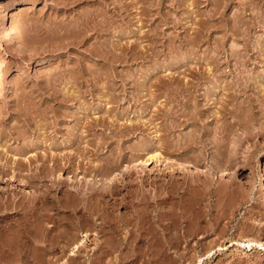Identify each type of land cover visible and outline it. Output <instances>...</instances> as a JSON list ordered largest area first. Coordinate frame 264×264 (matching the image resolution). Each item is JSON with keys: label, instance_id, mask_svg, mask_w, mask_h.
Wrapping results in <instances>:
<instances>
[{"label": "rangeland", "instance_id": "rangeland-1", "mask_svg": "<svg viewBox=\"0 0 264 264\" xmlns=\"http://www.w3.org/2000/svg\"><path fill=\"white\" fill-rule=\"evenodd\" d=\"M0 3L6 9L0 12L4 20L0 27V264H264V0ZM115 7L122 8V13ZM94 10L105 14L100 17ZM97 18L110 22L101 21L107 27L99 35L93 28L87 31ZM119 44L133 58L138 56L129 63L105 64L89 50L124 53ZM74 76L80 79L69 78ZM241 76L245 84L253 86L241 90L238 96L243 97L234 101H245V107H237L235 117L222 118L221 102L232 92L224 87L244 83ZM175 91L179 93L170 97ZM243 92L251 95L245 97ZM250 97L254 108H248L246 99ZM168 109L175 110V115ZM178 119L180 126L165 131L164 125H174ZM225 119L236 122L228 138L223 127L231 121ZM129 122L135 128L127 132L124 125ZM187 140L194 146L188 155H179L181 150L171 146L172 142L186 145ZM147 154L160 156L151 165L142 164ZM57 158L66 163L64 169L53 167ZM125 168L132 174H125L118 194L111 195L105 188L103 196L98 179ZM30 173L40 176L38 189L35 182H27ZM60 180L64 183L59 191ZM52 184L50 195L56 200L50 209L53 231L46 238L35 233L31 239L24 238L23 228H42V221L27 204ZM147 197L150 203L165 199L163 209L152 210L154 204H147ZM159 211L165 214L162 222H170L169 229L178 232L179 251L147 252L139 245L141 231L146 240H166L163 227L152 224L163 216ZM119 218L137 221V227L117 228L123 236L125 231L137 229L116 250L111 245L118 235L107 222ZM73 221L80 225L78 241L84 238L83 232L91 234L82 250L71 253L73 246L68 247L70 237L65 235L70 234ZM22 239L32 244L24 253L19 251Z\"/></svg>", "mask_w": 264, "mask_h": 264}, {"label": "bare ground", "instance_id": "bare-ground-1", "mask_svg": "<svg viewBox=\"0 0 264 264\" xmlns=\"http://www.w3.org/2000/svg\"><path fill=\"white\" fill-rule=\"evenodd\" d=\"M8 3V2H7ZM4 4V3H3ZM10 4V3H9ZM125 4V3H124ZM123 4V5H124ZM131 4V3H130ZM130 4H128V5H130ZM154 5V4H153ZM5 6H6V3H5ZM149 6V5H148ZM155 6V5H154ZM7 7H8V5H7ZM10 7V6H9ZM12 7V6H11ZM98 7V6H97ZM3 8H4V5H2L1 3H0V12L1 11H3ZM104 9V8H103ZM101 10H102V8H101ZM115 10H117L118 12H120V14L122 13L121 11H122V8H120V7H115ZM4 11H6V9L4 8ZM100 11V10H99ZM99 11L97 12V11H95L94 10V12L93 13H95L96 14V12L97 13H99ZM107 11V10H106ZM101 12V11H100ZM113 12H115V11H113ZM149 12V11H148ZM103 13V12H102ZM101 13V14H102ZM100 14V13H99ZM99 14H96V15H99ZM99 15L100 17L102 16V15H104V14H102V15ZM150 14V13H149ZM148 14V15H149ZM92 15H94V14H92ZM3 15H0V27L1 26H3L4 25V23H2L4 20H3V17H2ZM95 16V15H94ZM149 16H151V15H149ZM91 17H93V16H91ZM91 17H89L88 19L90 20V18ZM98 17V16H97ZM95 18H96V16H95ZM103 18V17H102ZM116 18V17H115ZM87 19V20H88ZM106 19H107V17H106ZM105 19V20H106ZM85 20V19H84ZM83 20V21H84ZM108 20V19H107ZM92 21V20H91ZM93 21H94V19H93ZM95 21H97V22H95ZM94 21V26H93V22L91 23V25H92V27H88V29H87V31H90L89 29L90 28H93L94 30H96L97 32H98V35H99V32H102V31H105V30H103V29H105L107 26H105V24H109V23H106L107 21H104L105 22V24H104V27H103V23L101 24V21L100 20H98V18L96 19ZM98 21L100 22V23H98ZM102 21V22H103ZM117 21V20H116ZM210 21V20H209ZM208 21V22H209ZM217 21V20H216ZM85 22V21H84ZM83 22V23H84ZM89 22V21H88ZM87 22V23H88ZM173 22V21H172ZM250 22V21H249ZM260 22V21H259ZM82 23V24H83ZM90 23H88L89 25H90ZM3 24V25H2ZM75 24V23H74ZM88 24H86L85 23V25H88ZM115 24V23H114ZM244 24V23H243ZM85 25H83L84 27H85ZM143 26V25H142ZM83 27V28H84ZM87 27V26H86ZM108 27H110V26H108ZM82 28H80V30H81ZM85 29V28H84ZM84 29H82V30H84ZM93 29H91V30H93ZM248 29V28H247ZM233 30V29H232ZM238 29H236V31H237ZM53 31V30H52ZM79 31V30H78ZM86 31V29L84 30V34L85 33H87V31ZM208 31V30H207ZM236 31H234V32H236ZM239 31V30H238ZM237 31V32H238ZM56 32V31H55ZM67 32V31H66ZM74 32V31H73ZM72 32V33H73ZM80 32V31H79ZM82 32V31H81ZM81 32L79 33L80 35H81ZM92 32V31H91ZM89 33V32H88ZM240 33V32H239ZM68 34V33H67ZM154 34V33H153ZM159 34V33H158ZM242 34V33H241ZM86 35V34H85ZM85 35H81V36H85ZM102 35V34H101ZM65 36V35H64ZM74 36V35H73ZM153 36V35H152ZM158 36V35H157ZM59 37V36H58ZM70 37V36H69ZM78 37V36H77ZM76 38V37H75ZM71 39V38H70ZM152 39V38H151ZM157 39V38H156ZM56 40V39H55ZM81 41V40H80ZM65 42V41H64ZM86 42V41H85ZM57 44V43H56ZM113 46L115 47V45L113 44ZM119 46L121 47V45L119 44ZM89 47H90V45H89ZM92 47V46H91ZM104 47V46H103ZM56 48V47H55ZM122 48V47H121ZM121 48H119L120 49V51H121ZM89 49V48H88ZM106 49V48H105ZM117 49V48H116ZM123 52L124 53H122V52H120L119 54H117V53H115L114 51H108V49H107V51L106 50H103V49H101V48H95V47H93V48H90L89 50H90V52L93 54V55H96L97 57L99 56L100 58H103L104 59V63L105 64H107L108 62H110V63H112V62H116V61H125V62H127V63H129L130 61L129 60H133V59H135V57H137L138 55V53L137 54H135V57L133 58V55L131 54H129V51H124V50H127L125 47H124V45H123ZM143 52H144V50H142ZM132 52V51H131ZM157 52V51H156ZM142 53V52H141ZM149 53V52H148ZM134 54V53H133ZM151 54V53H150ZM139 58V57H138ZM137 58V59H138ZM247 60V59H246ZM129 61V62H128ZM212 61V60H211ZM251 61V60H250ZM109 63V64H110ZM228 63V62H227ZM245 63H248V62H245ZM217 64V63H216ZM244 65V63H241V65ZM236 65V64H235ZM248 65V64H247ZM86 66V65H85ZM216 67H217V65H216ZM248 68H250V67H248ZM159 69V68H158ZM187 69V68H186ZM78 70V69H77ZM112 70V69H111ZM97 71V70H96ZM231 71V70H230ZM236 71V70H235ZM63 73V72H62ZM220 73V72H219ZM234 74V73H233ZM259 74V73H258ZM53 75V74H52ZM78 75V74H77ZM99 75V74H98ZM127 75V74H126ZM226 75V74H225ZM249 75V74H248ZM253 75V74H252ZM120 76V75H119ZM240 76V75H239ZM243 76V75H242ZM241 76V77H242ZM245 76V78L247 77L246 76V74L244 75ZM254 76V75H253ZM262 76H264V75H262ZM261 76V77H262ZM82 77V76H81ZM111 77V76H110ZM127 77V76H126ZM156 77V76H155ZM218 77H220V76H218ZM218 77H217V79H218ZM224 77V76H223ZM236 77V76H235ZM256 77V76H255ZM69 78H71V79H74V80H78V79H80V77L78 78H76L75 76L74 77H69ZM107 78H109V77H107ZM112 78V77H111ZM122 78H123V76H122ZM180 78V77H179ZM207 78V77H206ZM238 78V77H237ZM243 78L244 77H242V78H240L243 82H244V80H243ZM248 78H251L250 80H252V77H250V75L248 76ZM88 79V78H87ZM100 79V78H99ZM103 79V78H102ZM125 79V78H124ZM135 79V78H134ZM146 79V78H145ZM153 79V78H152ZM178 79V78H177ZM176 79V80H177ZM196 79V78H195ZM199 79V78H198ZM224 79V78H223ZM239 79V78H238ZM239 79V80H240ZM254 79V78H253ZM107 80V79H106ZM133 80V79H132ZM213 80V82L215 81L216 82V80H214V79H212ZM236 80V79H235ZM124 81H126V80H124ZM160 81H162V80H160ZM172 81V80H171ZM188 81V80H187ZM219 81H220V79H219ZM234 81V80H233ZM247 81V80H246ZM249 81V80H248ZM248 81L246 82V83H248ZM253 81V80H252ZM65 82V81H64ZM80 82V81H79ZM107 82V81H106ZM166 82V81H165ZM174 82V81H173ZM178 82V81H177ZM185 82V81H184ZM183 82V83H184ZM196 82H198V81H196ZM241 82V81H240ZM249 82H251V81H249ZM259 82V81H258ZM262 82V81H261ZM99 83V82H98ZM112 83V82H111ZM114 83V82H113ZM148 83H150L149 82V80H148ZM151 83H152V81H151ZM191 83V82H190ZM195 83V82H194ZM220 83H222V82H220ZM234 83H235V81H234ZM255 83V82H254ZM66 84V83H65ZM80 84H82V83H80ZM115 84V83H114ZM119 84V83H118ZM122 84H123V82H122ZM129 84V83H128ZM154 84V83H153ZM162 84H163V82H162ZM176 84V83H175ZM180 84V83H179ZM178 84V85H179ZM196 84V83H195ZM194 84V85H195ZM227 84V83H226ZM225 84V85H226ZM239 84V85H238ZM249 84V83H248ZM257 84V83H256ZM79 85V84H78ZM125 85H126V82H125ZM149 85V84H148ZM155 85V84H154ZM166 88L168 89V87L167 86H169V85H167V82H166ZM164 85V86H165ZM171 85H173L172 83H171ZM181 85V84H180ZM186 85V84H185ZM263 85V84H262ZM82 86V85H81ZM116 86V85H115ZM177 86V85H176ZM190 86V85H189ZM218 86H220V85H218ZM84 87V86H83ZM112 87V86H111ZM121 87V86H120ZM180 87V86H179ZM199 87V86H198ZM224 87V86H223ZM248 87H253V86H251V85H247V84H245V82L244 83H236V84H233V83H228L224 88H228L229 90H231L232 89V92H230L229 94L227 93V95H226V98H224L223 99V102H221V101H219V102H221L222 103V111H220L221 113H222V118H226V116H228V115H230L231 117H232V115L234 116V115H236V113H237V111L239 110V109H237V107H239L241 104H242V102H240L239 100V104L238 103H234V101L240 96H238V93L241 91V90H244V91H246L247 90V88ZM53 88V87H52ZM165 88V90H167ZM171 88L173 89V87L171 86ZM171 88H169V89H171ZM176 88V87H175ZM175 88L173 89V90H175ZM184 88V87H183ZM187 88H188V86H187ZM193 88V87H192ZM263 88V87H262ZM88 89V88H87ZM164 89V88H163ZM180 89V88H179ZM190 89V88H189ZM189 89H187V90H189ZM253 89H255V88H253ZM260 89V88H259ZM113 90V89H112ZM183 90V89H182ZM169 91V90H168ZM170 91H172V90H170ZM116 92V91H115ZM165 92V91H164ZM167 92V91H166ZM178 92V91H177ZM176 91H175V94L173 93L172 94V96H170L171 94H169V96L170 97H173V95H176V93H177ZM182 92V91H181ZM242 92V91H241ZM249 92V91H248ZM170 93H172V92H170ZM179 93V92H178ZM183 93V92H182ZM190 93V92H189ZM196 93V92H195ZM164 95H166L167 96V94L166 93H163ZM185 94V93H184ZM259 94V93H258ZM163 95V96H164ZM210 95V94H209ZM243 95H247V96H245V97H248V96H250L251 94H244V92H243ZM264 95V93L262 94V96ZM129 96V95H128ZM259 96V95H258ZM177 97V96H176ZM179 97V96H178ZM240 97H243L242 95L240 96ZM260 98H261V96H259ZM264 97V96H263ZM65 98V97H64ZM117 98V97H116ZM166 98V97H165ZM164 98V99H165ZM196 98V97H195ZM252 98H253V96H252ZM251 97L250 98H247L246 99V102H247V100H248V103H249V105L250 106H248V108L249 107H253L255 104L253 103L254 101V99H252ZM258 98V97H257ZM256 98V99H257ZM119 99V98H118ZM169 99V98H168ZM175 99V98H174ZM239 99V98H238ZM255 99V100H256ZM193 100H195V99H193ZM219 100V99H218ZM221 100V99H220ZM264 100V99H263ZM173 101V100H172ZM175 101H176V99H175ZM189 101V100H188ZM258 101H260L261 102V100H258ZM174 102V101H173ZM199 102V101H198ZM218 102V101H217ZM236 102H237V100H236ZM256 102V101H255ZM263 102V101H262ZM185 103V102H184ZM197 103V102H196ZM244 103H245V101H244ZM244 103L242 104L243 106H244ZM247 103V104H248ZM264 103V102H263ZM166 104V103H165ZM182 104V103H181ZM180 104V105H181ZM233 105L234 106V108H229V105ZM169 105V104H168ZM173 105V104H172ZM176 105H178L177 103H176ZM198 105V104H197ZM202 105V104H201ZM241 105V106H242ZM171 106V105H170ZM195 106H196V104H195ZM199 106V105H198ZM242 106V107H243ZM174 107V106H173ZM245 107V106H244ZM255 107V106H254ZM253 107V108H254ZM168 108H170V107H168ZM175 109H176V107H174ZM177 108H178V106H177ZM126 109V108H125ZM166 109H167V106H166ZM180 109V108H179ZM220 109V110H221ZM241 109V108H240ZM264 109V108H263ZM181 110V109H180ZM201 110V109H200ZM167 111V110H166ZM168 111H170V113L172 114V115H175V114H173L174 113V111L173 112H171V109L169 110L168 109ZM165 112V113H167V115H168V117H169V115H170V113L169 112ZM187 111V110H186ZM179 112H181V111H179ZM202 112V111H201ZM193 113V112H192ZM243 113V112H242ZM183 114V113H182ZM202 114V113H201ZM166 115V114H165ZM187 115V114H186ZM190 115V114H189ZM179 116V115H178ZM204 116V115H203ZM258 115H256V117H257ZM261 116H262V114H261ZM164 117V116H163ZM167 117V116H166ZM186 117V116H185ZM207 117V116H206ZM230 117V118H231ZM235 117V116H234ZM233 117V118H234ZM237 117V116H236ZM239 117H240V115H239ZM177 118V117H176ZM191 118H192V116H191ZM201 118V117H200ZM205 118V117H204ZM228 118H229V116H228ZM229 118V119H230ZM241 118V117H240ZM251 118V117H250ZM167 119H169V118H167ZM229 119H225L224 121L226 122V121H228ZM237 119H239V118H237ZM252 119H254V118H252ZM250 120V119H249ZM165 121H166V118H165ZM175 121V120H174ZM178 121V123L176 122H174L173 124L174 125H170V124H167V126L166 125H164L165 127H164V129H165V131H171V128L173 127V128H176V125H178L179 123H180V125H181V123H182V121H180L179 119L177 120ZM223 121V122H224ZM231 121V123H224V125H225V127H223L222 125H221V127H223L224 129L226 128V132H227V134H226V137H227V135L228 134H230L229 132H230V130H231V126H233L236 122H233L232 123V120H230ZM230 121H228V122H230ZM237 121V120H236ZM241 121V120H240ZM113 122V121H112ZM222 122V123H223ZM127 123V122H126ZM169 123V122H168ZM241 123V122H240ZM239 123V124H240ZM112 124V123H111ZM130 124V125H129ZM238 124V123H237ZM180 125H178V126H180ZM241 125V124H240ZM104 126V125H103ZM124 126H127V127H125V128H128V129H125L126 131L128 130H131V129H133V128H135V126H133L132 124H131V122H129L128 123V125H124ZM175 126V127H174ZM177 126V127H178ZM244 126V125H243ZM105 127V126H104ZM229 127H230V129H229ZM249 127V126H248ZM92 128V127H91ZM107 128V127H106ZM105 128V129H106ZM109 128H111V127H109ZM138 128V127H137ZM228 129H229V131H228ZM233 129V128H232ZM256 129V128H255ZM260 129V128H259ZM163 130V129H162ZM250 130V129H249ZM112 132H114L113 130H111ZM127 131V132H128ZM132 131V130H131ZM225 131V130H224ZM104 132V131H103ZM122 132V130L119 132V133H121ZM124 132V131H123ZM123 132H122V134H123ZM115 133V132H114ZM222 133L225 135V133L222 131ZM252 133V132H251ZM258 133L259 134H261V132L258 130ZM258 133H256V134H258ZM103 134V133H102ZM108 134V133H107ZM130 134V133H129ZM247 134H249V133H247ZM109 135V134H108ZM107 135V136H108ZM111 135H113V136H116V134H111ZM121 135V134H120ZM126 135H127V133H126ZM104 136V135H103ZM123 136H124V134H123ZM190 136V135H189ZM257 136V135H256ZM117 137V136H116ZM115 137V138H116ZM119 137V136H118ZM172 136H170L169 135V138H171ZM187 137V136H186ZM108 138V137H107ZM111 138H114V137H112V136H110V139ZM122 138V137H121ZM183 138V137H182ZM189 138L190 137H188V140H189ZM228 138V137H227ZM179 139V138H178ZM185 138H183V140H184ZM188 140H187V142H186V145H187V143H188ZM222 141H224L223 139H221ZM220 140V141H221ZM244 140V139H243ZM104 141V140H103ZM106 141V140H105ZM168 141H169V139H168ZM171 141V140H170ZM169 141V142H170ZM179 141H182V140H179ZM185 141H186V139H185ZM219 141V140H218ZM173 142H174V140H173ZM171 143V146L173 147L174 146V148L176 147V149H178L179 151L181 150V152L179 153V155H185L186 153H187V155H188V152H190V150L191 151H193L194 150V146H190V143H192V142H190V143H188L189 145H184L185 143L184 142H181V143H178V144H174V143ZM177 142H178V140H177ZM176 141H175V143H177ZM105 143V142H104ZM219 143V142H218ZM217 143V144H218ZM223 143L224 142H222V143H220V144H222V145H220V147L222 146V148H223ZM226 143H227V141H226ZM219 145V144H218ZM228 145V144H227ZM98 146V145H97ZM102 147H103V145H102ZM225 147H226V145H225ZM101 148V147H100ZM132 148V147H131ZM220 149V148H219ZM97 150V149H96ZM136 150V149H135ZM222 150V149H221ZM225 150V149H224ZM175 151V150H174ZM56 152V151H55ZM98 152V151H97ZM96 154V153H95ZM116 154V153H115ZM148 155V154H147ZM190 155V154H189ZM74 156V155H73ZM160 155H156V154H151V155H148V156H146L145 158H143L142 160H141V162H142V164H146V165H151L152 163H153V160H158ZM196 156V155H195ZM220 156V155H219ZM223 156V155H222ZM189 158H191L190 156H188ZM61 158V157H60ZM122 158H124V157H122ZM192 158H194V157H192ZM197 158H199V157H197ZM196 157H195V160L196 161H198V159H197ZM61 159H63V160H66L65 159V157H62ZM61 159H58L57 158V164L55 163L54 165H53V167H55V168H63L64 169V167H66V166H64L66 163H64V161H63V163H64V165H62L60 162H61ZM120 159V158H119ZM44 160V159H43ZM56 160V159H55ZM123 160V159H122ZM121 160V161H122ZM194 160V161H195ZM201 160V159H200ZM199 160V161H200ZM46 161H48L47 159H46ZM60 161V162H59ZM116 161V160H115ZM124 161V160H123ZM130 161V160H129ZM198 161V162H199ZM60 164H59V163ZM136 163V162H135ZM59 164V165H58ZM226 164V163H225ZM49 166V165H48ZM106 166V165H105ZM122 166V165H121ZM43 167H45V165L43 166ZM101 167V166H100ZM104 167V166H103ZM112 167V166H111ZM133 167V166H132ZM220 167V166H219ZM42 168V167H41ZM52 168V167H51ZM54 168V169H55ZM93 168V167H92ZM49 170H50V168H48ZM53 169V168H52ZM51 169V170H52ZM95 169H96V167H95ZM97 169H99L98 167H97ZM45 170V172L44 173H48L49 174V172H46V169H44ZM44 170H41V172H43ZM51 170H50V172H51ZM34 171V170H33ZM102 171V170H101ZM100 171V172H101ZM29 172V171H28ZM95 172H96V170H95ZM40 173V172H39ZM104 173H106V172H103L102 174H104ZM113 173H115V172H113ZM128 173V175H130L131 176V171L130 170H128V168H125L124 170H121L118 174H114L113 176H107V177H105L104 175H103V178H102V176H101V179L99 178L98 180L101 182L100 184H102L101 185V187H103L102 188V190L101 191H104V192H102V194L104 193L105 194V192H106V190H109L108 192H109V194H111V195H113V194H116L117 192H118V187H119V183L121 182V183H124L123 181L125 180V178H126V176H125V174H127ZM41 175H43L42 177H44L45 175L42 173ZM99 175H101V174H99ZM109 175V174H108ZM127 175V176H128ZM39 176V175H38ZM35 173H30V174H28V176H26L27 177V182L28 183H30V185L32 184V183H34L35 182V186H37V188L36 189H38V184H39V182H38V184L36 185V181H37V177H38ZM46 176H50V175H46ZM134 177V176H133ZM40 178V176L38 177V179ZM45 178V177H44ZM53 181V180H52ZM60 182H61V180H60ZM64 183V182H63ZM62 182L61 183H59L58 182V184H57V188H59V191L60 190H62L63 188H62V185H60V184H63ZM85 183V182H84ZM209 183V182H208ZM100 184H99V186H100ZM34 185V184H33ZM49 185V184H48ZM47 185V186H48ZM128 184H126V185H123L124 187H126ZM44 186H45V184H44ZM44 186H43V188H44ZM54 187V185L52 184L51 186H48V189H46V191H45V193L44 194H42V195H40V196H33L31 199H30V202H29V199H28V204L27 205H29L30 207H31V210L33 209L34 211H33V213L35 212L36 213V216H37V218H40V220L42 221V228H40L39 230L37 229H32V227L30 228V226L28 227H25V228H23V230L21 231V233H22V236L25 238H28V239H31V237L33 238L34 237V235L35 234H40V235H42V237L44 236L45 238H46V236H48L49 234H51V232L53 231L52 229L54 228V226H53V228H52V224L50 223V221H51V217H52V214L50 213L51 211H50V209H51V206H52V203L54 202V201H56V200H54V198H52L51 197V195H50V193H51V187ZM95 186V185H94ZM98 186V188H100L101 189V187H99ZM46 187V186H45ZM86 187V186H85ZM91 187V186H90ZM93 187V186H92ZM91 187V188H92ZM141 187V186H140ZM177 187V186H176ZM192 187V186H191ZM262 187H264V186H262ZM40 188V187H39ZM90 188V189H91ZM105 188H107L106 190H104ZM109 188V189H108ZM194 188V187H193ZM42 189V188H41ZM66 190H67V188H65ZM89 189V190H90ZM93 189V188H92ZM94 189H96V188H94ZM196 189V188H195ZM44 190V189H43ZM143 190V189H142ZM176 190V189H175ZM173 191V190H172ZM39 192V191H38ZM44 192V191H43ZM92 192V191H91ZM107 192V193H108ZM143 192L145 193V191L143 190ZM171 192V191H170ZM208 192V191H207ZM36 193H37V191H36ZM88 194V193H87ZM91 194V193H90ZM98 194V193H97ZM101 194V195H102ZM103 194V196H105ZM118 194V193H117ZM73 195V194H72ZM85 196H86V194H84ZM142 197H144V196H142ZM154 197V196H153ZM145 198V197H144ZM143 198V199H144ZM78 199V198H77ZM86 199L87 198H85L84 200L86 201ZM107 199V198H106ZM135 199V198H134ZM192 199V198H191ZM189 200V199H188ZM76 201V200H75ZM81 201V200H80ZM17 202V201H16ZM20 202V201H19ZM73 202V201H72ZM120 202V201H119ZM139 202V201H138ZM141 202V201H140ZM146 202H147V204H150V205H152V203L154 204V205H152L153 206V209L152 210H154V209H158L163 203H165V199H159V200H157V199H154V201L152 202V203H150L151 202V199L149 198V197H147V200H146ZM145 202V203H146ZM179 202V201H178ZM21 203V202H20ZM37 203H39V204H41V206H39L40 208V210L38 209V207L37 206H35V205H37ZM88 203V202H87ZM172 203V202H171ZM191 203H193V202H191ZM70 204V203H69ZM90 204V203H89ZM136 204V203H135ZM87 205V204H86ZM146 205V204H145ZM149 205V206H150ZM170 205V204H169ZM193 205V204H192ZM88 206V205H87ZM189 206H191V205H189ZM8 207V206H7ZM34 207H36V208H34ZM92 207V206H91ZM174 207V206H173ZM180 207V206H179ZM187 207V206H186ZM161 209H163V207H160ZM104 209V208H103ZM106 209V208H105ZM146 209V208H145ZM160 209V210H161ZM174 209V208H173ZM135 210V209H134ZM138 210V209H137ZM147 210V209H146ZM159 210V209H158ZM171 210V209H170ZM27 211V210H26ZM73 211V210H72ZM89 211V210H88ZM136 211V210H135ZM169 211V210H168ZM202 211V210H201ZM29 212V211H28ZM86 212V211H85ZM91 212V211H90ZM157 212V211H156ZM171 212V211H170ZM174 212V211H173ZM138 213V212H137ZM159 213H160V211H159ZM166 213V212H165ZM186 213V212H185ZM91 214H92V212H91ZM90 214V215H91ZM161 215L163 214V211L160 213ZM181 214V213H180ZM187 214V213H186ZM32 215H34V214H32ZM83 215V214H82ZM93 215V214H92ZM91 215V216H92ZM97 215V214H96ZM164 215L165 214H163V216H158V218L156 219V220H154L153 222H152V224H153V226H156V224H158L159 226H161V227H163L162 229L165 231V232H163L164 234H165V237H166V240H162V242L160 241V242H155V241H150V240H146V239H148V237L146 236V235H144L145 233L144 232H139V230H138V232H139V236H140V240L139 241H141V243L139 244L145 251H147V252H157V253H164V252H168L169 250H173V251H179L182 247L180 246V241H178L177 242V238H175V236H176V234L178 233H176V232H173V231H171L169 228H170V225H171V223L169 222L168 224H164L163 222V220H162V217H164ZM155 216H157V215H155ZM196 216V215H195ZM35 219H36V217H34ZM28 220V219H27ZM136 220V219H135ZM149 220V219H148ZM65 221V220H64ZM108 221V220H107ZM163 221V222H162ZM77 222V221H76ZM76 222H71L70 224H69V226L70 227H68V228H72V230H71V232H69L68 230V232L70 233L69 235H65V236H68V237H70V239L68 240V247H69V245H72L73 246V252H71V253H74V251L75 250H77V251H80V250H82L84 247H85V239H87L88 238V235L89 234H91L90 232H88V230L86 231V232H83L82 233V236L84 237L83 239H81V240H77V239H79L78 237H80L81 235H80V231H79V229H80V225L78 224V223H76ZM150 222V223H151ZM85 223V222H84ZM92 223V222H91ZM93 223H95V222H93ZM110 224L111 226H113V228H114V230L116 231V236L118 235V237H117V239H114V241L116 240V242L114 243V244H112L111 245V248L112 249H116V250H120L121 249V247L124 245V244H126V242H125V240H126V236L128 237V235H132V234H134V231L137 229H135L134 231L133 230H131L134 226L135 227H137V221H134L133 219H131V218H128V219H121V218H119V219H110L108 222H107V224ZM148 223V222H147ZM146 223V224H147ZM25 224V223H24ZM23 224V226H25ZM80 224H82V222L80 223ZM87 224V223H86ZM170 224V225H169ZM177 224H179V223H177ZM187 224V223H186ZM27 225V224H26ZM29 225H30V223H29ZM84 225V224H83ZM82 225V226H83ZM89 225V224H88ZM144 225V224H143ZM157 225V226H158ZM22 226V225H21ZM35 226V225H34ZM33 226V227H34ZM93 226V225H92ZM132 227L130 230H129V232H127V231H125L126 233H125V236H123L122 235V231L120 232L119 230H117V228H119V227H121V230H123V229H126V228H130V227ZM152 226V227H153ZM156 226V227H157ZM40 227V226H39ZM110 227V226H109ZM149 227V226H148ZM151 227V226H150ZM175 227V226H174ZM87 228V227H86ZM111 228V227H110ZM139 228V227H138ZM84 229V228H83ZM153 229H155V227H153ZM172 229H173V227H172ZM113 229H112V231L113 232H115ZM189 230V229H188ZM9 232V231H8ZM13 232V231H12ZM17 232V231H16ZM15 232V233H16ZM112 232V233H113ZM137 232V231H136ZM137 232V233H138ZM20 233V232H19ZM18 233V234H19ZM20 233V234H21ZM35 233V234H34ZM67 233V232H66ZM129 233V234H128ZM136 233V234H137ZM34 234V235H33ZM53 234V233H52ZM58 235H57V237L60 235V233H57ZM5 235V234H4ZM55 235V234H54ZM54 235H52V236H54ZM112 235V234H111ZM110 235V236H111ZM114 235V234H113ZM188 235V234H187ZM22 236H20V237H22ZM63 236V235H62ZM120 236V237H119ZM155 236V235H154ZM16 237H17V235H16ZM42 237H40V238H42ZM61 237V236H60ZM114 237H115V235H114ZM114 237H112L111 236V238H114ZM132 237V236H131ZM164 237V238H165ZM178 237V239H180V237L179 236H177ZM182 237V236H181ZM2 238H4V237H2ZM14 238V237H13ZM17 238H19V236L17 237ZM23 238V239H24ZM48 238V237H47ZM50 238H51V236H50ZM53 238H56V236L55 237H53ZM63 238V237H62ZM110 238V237H109ZM161 238V237H160ZM16 239V238H15ZM19 239H21V238H19ZM22 239V243H23V241L25 240H23ZM27 239V240H28ZM58 239V238H57ZM159 239V238H158ZM175 239H176V242H175ZM16 240H18V239H16ZM25 241L24 243H23V247L20 249L19 247H17L16 246V248H17V250H18V248H19V251H23V253L24 252H27L29 249H28V247H29V245H30V243L28 244V242L29 241ZM33 240H35V239H33ZM49 240V239H48ZM51 240V239H50ZM53 240V239H52ZM113 240V239H112ZM173 240H174V242H173ZM32 241V240H31ZM54 241H55V239H54ZM53 241V242H54ZM109 241H110V239H109ZM7 242V241H6ZM26 242H27V245H26ZM64 242V241H63ZM113 242V241H112ZM4 243V242H3ZM15 244H16V242H14ZM18 243H21V241H18ZM21 243V244H22ZM32 243V242H31ZM21 244H19V246L21 245ZM52 244H54V243H52ZM18 245V244H17ZM32 245V244H31ZM30 245V246H31ZM56 245V244H55ZM66 245V244H65ZM15 246V245H14ZM48 246V245H47ZM51 246V245H50ZM64 246V245H63ZM110 246V245H109ZM127 246V245H126ZM131 246V245H130ZM130 246H129V248H130ZM133 246H137V245H133ZM133 246H132V249H133ZM21 247V246H20ZM26 247V248H25ZM65 247V246H64ZM67 247V248H68ZM14 248V247H13ZM110 248V247H109ZM138 248H139V246H138ZM141 248V249H142ZM64 249V248H63ZM86 249V248H85ZM135 249V248H134ZM140 249V248H139ZM31 250V249H30ZM109 250V249H108ZM138 251V250H137ZM18 253V252H17ZM20 253V252H19ZM18 253V254H19ZM22 253V254H23ZM105 253V252H104ZM128 253V252H127ZM21 254V253H20ZM132 254V253H131ZM13 255V254H12ZM128 255V254H127ZM18 264V263H17Z\"/></svg>", "mask_w": 264, "mask_h": 264}]
</instances>
